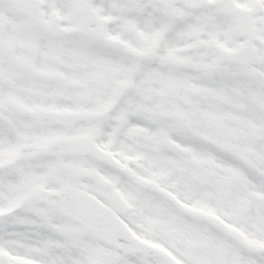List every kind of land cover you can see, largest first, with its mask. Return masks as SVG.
Listing matches in <instances>:
<instances>
[{
    "label": "snow or ice",
    "instance_id": "snow-or-ice-1",
    "mask_svg": "<svg viewBox=\"0 0 264 264\" xmlns=\"http://www.w3.org/2000/svg\"><path fill=\"white\" fill-rule=\"evenodd\" d=\"M0 264H264V0H0Z\"/></svg>",
    "mask_w": 264,
    "mask_h": 264
}]
</instances>
